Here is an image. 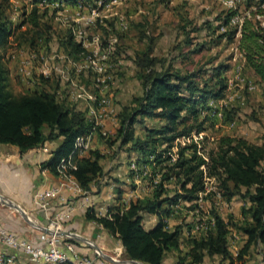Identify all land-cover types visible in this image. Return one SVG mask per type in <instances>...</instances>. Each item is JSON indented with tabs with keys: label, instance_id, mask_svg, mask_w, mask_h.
Here are the masks:
<instances>
[{
	"label": "trees",
	"instance_id": "trees-1",
	"mask_svg": "<svg viewBox=\"0 0 264 264\" xmlns=\"http://www.w3.org/2000/svg\"><path fill=\"white\" fill-rule=\"evenodd\" d=\"M8 1L0 0V50L4 49L13 34L7 16ZM43 1H57L73 7L91 3V0H31V10L21 21V25L28 24L30 29L20 35H27L31 28L39 25L42 15L39 4ZM255 12L262 15V26L259 21L244 20L237 46L242 51L246 67L264 83V7L257 8ZM233 13L230 11L224 17L217 15L213 18L217 22L215 32H219L221 26L226 27L224 32L216 36L217 41L229 40L237 32L236 28L229 27ZM204 23L208 30L211 29L210 21ZM36 34L42 35L41 32ZM185 43L189 44L190 40L186 39ZM61 44L65 54L74 59L84 53V48L74 41L71 33ZM199 46L192 52H197ZM152 52L153 48L149 46L134 58L141 93L121 106L113 135L104 138L98 134V137L111 150L110 157L125 152L128 156L127 168L130 161L139 166L148 165L151 175L157 174L159 181L151 186L152 178L148 177L152 188L150 194L131 200L126 207L123 204L109 207L108 215H98L89 207L86 217L117 235L129 259L145 264H161L168 251H180L181 236L185 232L179 225L166 229L164 220L173 216L174 207L180 200L190 202L189 207L194 209V200L204 190L205 174L216 180L218 191L225 200L229 201L235 195L241 198L243 219L241 223L232 224L212 210L213 222L208 229L205 227L194 234L189 233L191 225L186 229L188 251L184 256H178L174 264L186 261L189 264H201L206 255L220 256V264H240L253 248H257L259 261L264 264V171L261 166L264 144L222 135L214 140L215 148L208 151L205 158L198 154L193 141L178 146L174 161L169 155L176 138L205 129V122L211 117L202 113L209 110L210 98L217 99L223 95L226 88L223 73L227 65H218L207 75L201 68L190 72L174 67L173 61L165 64L163 59L152 56ZM38 80L34 87L25 92L13 93L9 87L10 70L0 51V143L27 152L46 142L58 141L50 151V156L42 163L56 175L55 167L59 160L72 150L75 138L87 133L92 124L87 120L84 104L70 102L65 94H57L60 81L42 77ZM84 81L89 85L85 77ZM136 126H139L140 132L136 131ZM104 158V153L90 149L76 160V169L72 173L83 189L90 190L91 184L96 185L103 177ZM130 177L131 172L127 169V178ZM127 182L123 183L124 189L115 188L117 201L124 190L133 189L134 185ZM168 183L177 187L171 193L167 189ZM213 194L209 193L208 196ZM150 214L156 216V222L152 228L145 229L143 219ZM231 226L245 237L234 256L229 248Z\"/></svg>",
	"mask_w": 264,
	"mask_h": 264
},
{
	"label": "rangeland",
	"instance_id": "rangeland-1",
	"mask_svg": "<svg viewBox=\"0 0 264 264\" xmlns=\"http://www.w3.org/2000/svg\"><path fill=\"white\" fill-rule=\"evenodd\" d=\"M98 1L91 0L90 5H81L80 8L61 4L65 20L55 19L54 10L51 8L41 9L39 25L36 28H31L27 35H20L30 29L28 24L21 25V21L29 14L31 6L25 0L8 1L7 16L13 27V34L4 49L0 51L4 54L10 70L9 87L13 93H23L34 87V83L39 82L36 68H34L37 65V60L52 53H65L61 43L71 33V26L74 23L84 25L85 17L90 15L91 9H94L96 15L92 26L86 28L87 35L89 37L98 36L102 47L113 41L111 45L112 66L109 69L113 83L106 93L110 99V108L115 113V116L110 117L113 129H115L116 116L121 106L141 93L136 78L137 67L134 58L152 46V56L163 59L165 64L173 61L174 67H181L190 72L201 68L207 72V75H210L218 65H227L223 73L226 79L223 95L217 99L210 98L208 100L209 110L206 109L202 113V115H208L211 118L205 122V129L199 132L200 137L194 142L197 145L198 154L204 158L207 157L208 151L215 148L214 140L222 135H233L254 144H264V83L260 82L251 69L246 67L242 51L237 46L240 28L244 20H256L262 26L263 17L255 12L257 8L264 7L262 0H234L233 7H230L226 0H121L115 2H109V0L102 4H99ZM230 11H234L233 15L240 16L241 24L229 26L237 30L231 39L217 41L218 33L224 31L220 28L219 32L214 31L217 22H214L213 18L217 15L224 17ZM12 16H14L13 19ZM120 19H123L127 24L125 30L121 29ZM206 21L211 22L212 27L209 30L204 23ZM36 32H41V37ZM186 39L190 40L189 44L185 43ZM198 45H200L199 50L192 52ZM31 52L36 54L37 59L31 69L33 72L32 81H28L21 78L17 67L22 59ZM235 71L240 72L243 81L232 80L230 85V79H234ZM80 80L85 83L83 76H80ZM248 83L254 85L253 90L248 89ZM61 87L62 84L57 90L63 93V90H60ZM109 131H112L110 135H113L111 128ZM136 131L140 132L139 126H136ZM178 146H176L177 149ZM108 151L110 155L111 150ZM117 155L119 153L114 158L109 156V159L103 160L102 181L107 178L118 179L110 174L114 165L111 161L116 159ZM261 166L264 171V161ZM201 168L204 169V166ZM205 177L207 176L204 174ZM125 181H128L129 185H134L133 189H135L134 181L131 179H125ZM141 183L146 185L149 190L147 193L150 194L152 188L148 179L142 178ZM207 185L218 191L216 180L209 181ZM176 188L172 183L167 184L169 193ZM189 205L190 202L180 200L177 203L178 207H174L173 216L170 217L172 221L168 222L171 229L179 225L182 227V231H185L181 236V245L186 250L177 251L178 256H184L188 251L186 229L196 219L208 215L212 217V210L216 211L225 221L230 220L232 224L241 223L243 219L241 216L243 201L238 195L233 196L229 201L225 200L220 192L219 196L215 195V198L214 195L207 196L205 199L206 211L198 216L193 214L194 209ZM13 210L19 213L17 210ZM211 225L212 223L207 221L206 229ZM232 228L233 226L230 227L229 248L234 256L243 245L245 237L237 229ZM251 251L252 254L259 255L257 248H253ZM220 260V256L206 255L201 264H220ZM183 264L189 263L186 261Z\"/></svg>",
	"mask_w": 264,
	"mask_h": 264
},
{
	"label": "built area",
	"instance_id": "built-area-1",
	"mask_svg": "<svg viewBox=\"0 0 264 264\" xmlns=\"http://www.w3.org/2000/svg\"><path fill=\"white\" fill-rule=\"evenodd\" d=\"M115 1L121 0H110L109 2ZM233 1L234 0H226V3L230 7H233ZM25 2L32 6L30 3L31 0H25ZM98 2L99 4H102L104 0ZM60 6L61 3L57 1H43L39 4V7L42 9L51 8L54 10L55 19L65 20ZM77 7L80 8L81 4ZM95 15V10L91 9L90 15L85 17L84 25L74 23V25L71 26V34L74 41L80 43L84 48V53L78 59H74L65 53H52L47 57L37 60V65L34 67L36 68L38 78L42 77L44 79L60 81L63 91L65 90L64 94L70 102L83 103L86 109L87 120L92 124L87 133L75 138L72 150L57 163L55 167L58 180L57 184L34 195L33 203L35 207L43 212L47 211L50 201L53 198L59 197L63 191H66L73 196L80 197L82 199L81 202L83 207H92L90 190L83 189L73 176L72 172L76 169V160L89 152L95 137L100 134L102 137L107 138L112 132L109 131V129L104 128L103 123L110 119V117L115 116L114 110L110 108V99L106 96V93L110 89V85L113 83V77L109 74V69L112 66L111 45L113 44V41L105 47H102L98 36L94 35L89 37L87 35L86 28L92 26ZM13 18L14 16H12V19ZM241 21L242 19L240 16L235 14L230 17L229 26H239ZM120 25L122 30L127 28V24L123 19H120ZM220 29L225 31L226 27L221 26ZM36 59L37 56L34 52L27 54L22 59L17 67L18 74L22 79L32 81L33 72L31 69L33 68ZM234 74V79H230V85L232 84V80L239 82L243 81V77L239 71H235ZM80 76H84L85 79H88L89 85L82 82ZM248 89L253 90L254 85L248 83ZM110 121H112V118ZM199 137V133H192L187 137L176 138L171 147V152L169 153L171 160L174 161L176 158L177 145H185L191 141L196 142ZM128 170L131 172L130 179L135 183H141L142 178L148 177L152 178L151 186L152 184H157L159 181V176L157 174L154 176L151 175V168L148 165L139 166L136 162L130 161ZM213 179L214 178L209 177L204 178V190L199 192L197 198L194 200L195 207L192 212L193 214H196V216L203 213V211H206L205 199L209 193L213 192L214 198L215 195L219 196L217 190L212 186L207 185L209 181L213 182ZM129 202L130 201H126L124 206L126 207ZM175 207H178L177 204ZM70 212L71 210L68 208L65 211L57 213L53 217L48 218L47 222L44 225H41L49 231V233L41 231L39 235V239L45 244L44 247L32 246L24 240L17 239L15 236L1 228L0 242L24 253L28 256L30 261L33 262L44 261L52 264H96L93 258L79 256L75 253L68 255L58 247V244L63 237L60 235L64 231L63 222L69 217ZM103 215H108L107 211ZM208 216L193 221L189 233L194 234L205 229L207 221L212 223L213 218L210 215ZM168 219L169 218H166L164 220L166 222V229H169L167 224ZM233 236L235 237V234H233ZM67 248L71 249L69 245ZM13 260V256H5L0 253V264H12Z\"/></svg>",
	"mask_w": 264,
	"mask_h": 264
},
{
	"label": "crops",
	"instance_id": "crops-1",
	"mask_svg": "<svg viewBox=\"0 0 264 264\" xmlns=\"http://www.w3.org/2000/svg\"><path fill=\"white\" fill-rule=\"evenodd\" d=\"M57 94L61 96L64 93L57 90ZM111 125L112 122L110 120H106L103 123L104 128L114 130ZM57 143L58 141L46 142L27 152H20L16 146L0 143L1 197L20 206L31 221L37 225H44L48 218L69 208L71 212L69 217L63 222V230L67 233H75L81 239H75L68 235L62 237L58 247L68 255L75 253L79 256L90 257L94 259L96 264H133L128 262L131 259L126 256L123 246L117 239V235L109 233L105 228L86 217L87 208L82 206V199L80 197L63 191L59 197L53 198L50 201L46 212L35 207L33 203L34 195L57 184L58 180L56 175L42 166V163L50 156V151ZM91 149H97L101 153H104L105 158L103 160L109 159L108 148L98 136L95 137ZM127 157L125 152H121L117 155L116 159H112L111 161L114 165L112 166L110 174L112 177L118 178L116 181L107 178L103 181L101 179L98 180L96 185L91 184L90 199L92 201V208L96 211V214L103 215L109 207L125 205L126 201L148 195L147 192L149 190L146 185L136 183L135 189L124 190L121 194V199L119 201L115 199V188L120 187L124 189L123 183L127 179ZM171 221V218L167 221L169 228ZM155 222V215L150 214L144 216L143 225L145 229L152 228ZM0 228L32 246H45L44 242L39 239L41 231L30 222L25 221L21 214L14 211L10 206L1 202ZM68 245L71 249L67 248ZM94 246L98 247L108 258L99 255ZM182 249L183 251L186 250L180 245V250ZM0 253L5 256H13L14 260L12 264H52L44 261H30L24 253L2 242H0ZM251 254L252 251L244 257V260L240 264H259L260 256L254 254L251 256ZM177 256L178 252L176 250H170L164 256L161 264H174Z\"/></svg>",
	"mask_w": 264,
	"mask_h": 264
},
{
	"label": "water",
	"instance_id": "water-1",
	"mask_svg": "<svg viewBox=\"0 0 264 264\" xmlns=\"http://www.w3.org/2000/svg\"><path fill=\"white\" fill-rule=\"evenodd\" d=\"M0 202L6 204L8 206H10L11 208H13L15 210H17L21 214V216L24 218L25 221L30 222L33 226H35L36 228H38L40 231L45 232V233H49V231L45 227H42L41 225H37L36 223L32 222L31 219L29 218V216L26 214V212L20 206H18L17 204L12 203L11 201L6 200L5 198L1 197V195H0ZM60 235L61 236L68 235V236H70L72 238H75V239H81L75 233H67L65 231H63ZM94 248L97 250V252H98L99 255H101L104 258H108L106 255H104L98 249V247L94 246ZM128 262H131L133 264H143L142 262L135 261V260H129Z\"/></svg>",
	"mask_w": 264,
	"mask_h": 264
}]
</instances>
